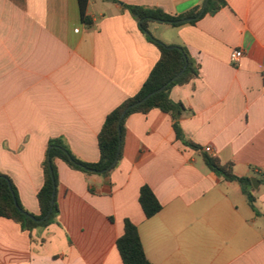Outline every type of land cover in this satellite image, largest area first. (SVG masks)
<instances>
[{
	"label": "crops",
	"instance_id": "crops-1",
	"mask_svg": "<svg viewBox=\"0 0 264 264\" xmlns=\"http://www.w3.org/2000/svg\"><path fill=\"white\" fill-rule=\"evenodd\" d=\"M0 0V173L23 208L39 215L37 194L48 141L63 139L80 160H99L106 116L142 87L159 49L122 4L183 14L205 0ZM195 24L163 25L158 39L185 46L199 77L170 92L186 108L188 140L252 185L258 214L237 182L209 170L177 140L158 109L131 114L122 158L110 177L56 161L57 222L26 231L0 217V264H123L116 242L129 219L152 264H264V0H226ZM242 54L237 60L231 55ZM148 185L162 210L146 218ZM95 190L94 193L89 188Z\"/></svg>",
	"mask_w": 264,
	"mask_h": 264
},
{
	"label": "trees",
	"instance_id": "trees-1",
	"mask_svg": "<svg viewBox=\"0 0 264 264\" xmlns=\"http://www.w3.org/2000/svg\"><path fill=\"white\" fill-rule=\"evenodd\" d=\"M113 1L120 3L117 0ZM78 2L81 20L90 26L91 20L86 14L89 0H78ZM203 4L193 7L183 14L176 15L169 14L158 7L130 4H122V7L137 19L140 30L149 35V26L153 22L181 26L186 23L173 24L171 22L191 19L187 23L193 25L206 15H214L219 12L222 8L227 6V1L209 0L203 14L198 17L203 8ZM148 37L159 49V60L152 68L140 90L134 96L123 101L106 116L98 134L99 160L94 163L84 162L72 153L68 144L63 139H50L48 141L46 156L42 164L43 185L37 194L40 209L39 215H33L23 208L11 179L0 173V217L14 221L26 231H32L39 227L46 228L56 223L59 216V205L57 201L59 174L56 161L61 160L71 169L80 171L87 176L98 174L103 177H110L122 158V148L118 152V147L119 142L122 146L126 119L131 114H148L154 109H158L171 117L177 140L181 141L183 145L201 153L203 161L209 170L226 182H237L240 184L249 206L258 214V210L255 206V196L252 192L251 178L236 176L233 171L232 162L222 163L219 157L209 155L207 152L203 151L199 145L188 140L181 128L180 119L186 111V108L182 103L174 102L170 98V92L175 86L187 85L197 79L199 77V63L190 55L185 46H169L151 36ZM184 66H186V68L183 73L175 78L183 70ZM165 85V89L160 93L153 95L142 104L128 109L131 105L142 100L151 92ZM119 129L120 136L118 134ZM89 189L92 193L95 192L92 187ZM54 190L55 197L53 200L52 195ZM52 201L53 207L52 211L49 213ZM139 204L148 219L162 210V205L148 185H143L140 188ZM44 217H46L45 220L40 223L32 219H42ZM116 246L123 264H152L145 254L137 226L129 219H125L124 221V233L118 238Z\"/></svg>",
	"mask_w": 264,
	"mask_h": 264
},
{
	"label": "water",
	"instance_id": "water-1",
	"mask_svg": "<svg viewBox=\"0 0 264 264\" xmlns=\"http://www.w3.org/2000/svg\"><path fill=\"white\" fill-rule=\"evenodd\" d=\"M208 1H209V0H205V2H204V4H203V8H202L200 14L198 15V17H200V16L203 14V12H204V10H205L207 4H208ZM190 20H191V19H182V20L173 21V22H171V23H173V24L187 23V22H189ZM148 36H150V34H149ZM185 68H186V66H184L183 70H182V71H181V72H180L175 78H177L179 75H181V74L183 73V71L185 70ZM175 78H174V79H175ZM165 87H166V85L163 86V87H161V88H159L158 90H155V91L151 92V93L148 94L146 97H144L142 100H140V101L136 102L135 104L131 105L128 109L134 108V107H136V106L142 104L143 102H145L146 100H148V99H149L150 97H152L153 95H155V94L160 93L161 91H163V90L165 89ZM128 109H127V110H128ZM122 117H123V116H122ZM121 119H122V118H121ZM118 134H119V136H120V129L118 130ZM120 149H121V143L119 142L118 152L120 151ZM51 174H52V173H51ZM251 181H252V185H253V187H254V188H257V187H258V182H257V180H256L255 178H251ZM52 197H53V200H54V197H55V190L53 191V195H52ZM52 207H53V201H52V203H51V208H50L49 213L52 211ZM48 215H49V214H48ZM48 215H47V216H48ZM47 216H46V217H47ZM46 217H44V218H42V219H34V218H32V219L40 223V222H43V221L45 220Z\"/></svg>",
	"mask_w": 264,
	"mask_h": 264
},
{
	"label": "rangeland",
	"instance_id": "rangeland-1",
	"mask_svg": "<svg viewBox=\"0 0 264 264\" xmlns=\"http://www.w3.org/2000/svg\"><path fill=\"white\" fill-rule=\"evenodd\" d=\"M155 26H157V27L159 26L160 29H162V28H166V27H164L163 25H151V24H150V26H149V33H150V36H151V37H153V35H155V36L158 35V33L160 32L159 30H154V27H155ZM157 40H158V39H157Z\"/></svg>",
	"mask_w": 264,
	"mask_h": 264
},
{
	"label": "built area",
	"instance_id": "built-area-1",
	"mask_svg": "<svg viewBox=\"0 0 264 264\" xmlns=\"http://www.w3.org/2000/svg\"><path fill=\"white\" fill-rule=\"evenodd\" d=\"M242 52L241 51H235L232 53L231 57L233 60H237L240 56H241ZM206 151L207 152H210L211 151V148L210 147H207L206 148Z\"/></svg>",
	"mask_w": 264,
	"mask_h": 264
}]
</instances>
